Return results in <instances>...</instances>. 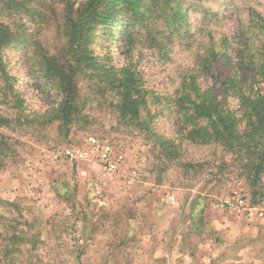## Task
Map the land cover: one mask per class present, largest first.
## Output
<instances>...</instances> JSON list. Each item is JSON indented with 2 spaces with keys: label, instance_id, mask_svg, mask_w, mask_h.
I'll return each instance as SVG.
<instances>
[{
  "label": "rangeland",
  "instance_id": "obj_1",
  "mask_svg": "<svg viewBox=\"0 0 264 264\" xmlns=\"http://www.w3.org/2000/svg\"><path fill=\"white\" fill-rule=\"evenodd\" d=\"M85 1L0 0V32L8 37L0 68L14 78L8 92L0 72V134L8 137L0 199L13 202L0 203V229L18 233L5 264H264V175L252 189L240 157L218 142L186 139L175 105L192 73L241 116L242 105L220 81L246 38L257 48L264 42V0H139L143 20L132 23L118 7L113 23L92 29L88 49L97 59L76 70V112L60 121L52 109L65 94L38 73L45 55L77 69L67 4L76 10ZM173 10L182 15L172 17ZM211 44L222 52L213 75L197 58ZM123 67L148 91L140 121L120 117L110 88L109 71ZM256 73L238 69L244 84L263 91ZM91 135L122 154L116 173L61 155Z\"/></svg>",
  "mask_w": 264,
  "mask_h": 264
},
{
  "label": "trees",
  "instance_id": "obj_2",
  "mask_svg": "<svg viewBox=\"0 0 264 264\" xmlns=\"http://www.w3.org/2000/svg\"><path fill=\"white\" fill-rule=\"evenodd\" d=\"M118 7H121L122 11H130L133 18L129 23L143 20L142 14L139 13V0H86L76 10L67 4L71 35V46L68 51L72 53L77 69H73L70 63H67L68 67L59 66L51 55H45L42 60L44 70L38 73L45 78V81L54 79L57 83L56 87L65 94L63 101L52 109V115L60 121L73 117L76 112V105L72 101L76 89L73 82L76 70L78 72L83 68L91 67L97 59L88 49L92 29L95 25L107 28L113 23ZM137 15H141L138 16L140 18ZM181 15L179 10H173L172 17ZM117 35L118 32L112 34L114 38ZM130 36L131 32L127 30L120 36V40L123 42L125 39H130ZM7 39L8 37L0 32V45ZM252 39L248 37L244 40L232 73L220 81L223 92L234 95L242 105L241 116L236 117L232 109L225 107L212 88H201L197 83V75L192 73L188 75V80H186L187 76H184L181 84L183 90L179 98L175 100V105L180 108L178 111L184 118L185 129L182 132H185L183 134L185 138L193 142H218L232 151L238 158L240 157L241 173L253 187L258 185L264 175V90H255L254 84L249 81L244 84L238 74V69L244 66L255 70L258 76L264 77V54H262L264 42H259L260 46L257 48L254 47ZM221 54L222 52L217 51L212 44L206 47L197 56L199 69L213 75L214 61ZM0 72L7 81L6 89L8 92H13L11 80L14 78L9 76L2 67ZM108 79L112 86L110 88L115 90L118 96L117 108L120 117L129 121H140L141 109L146 105L148 91L142 87L137 72L129 67L112 69L109 71ZM17 99L21 103L24 101L22 97ZM141 123H143L142 120ZM7 141L8 137L0 134V154H4L3 149L7 148ZM0 203L13 205V202L2 199ZM0 217L3 216L0 215ZM1 225L5 230L3 232L0 229V245H4L5 241L7 244L0 248V264H5L10 261L9 256L13 251L11 248L15 247L18 241V233L12 228L9 230L6 224L1 223Z\"/></svg>",
  "mask_w": 264,
  "mask_h": 264
},
{
  "label": "built area",
  "instance_id": "obj_3",
  "mask_svg": "<svg viewBox=\"0 0 264 264\" xmlns=\"http://www.w3.org/2000/svg\"><path fill=\"white\" fill-rule=\"evenodd\" d=\"M61 155L69 160L96 162L108 175L117 172L123 159L109 140L92 135L85 138L82 146L65 147Z\"/></svg>",
  "mask_w": 264,
  "mask_h": 264
}]
</instances>
